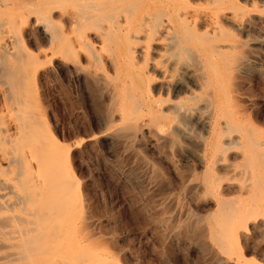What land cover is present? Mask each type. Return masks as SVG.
I'll return each mask as SVG.
<instances>
[{
	"label": "bare ground",
	"instance_id": "obj_1",
	"mask_svg": "<svg viewBox=\"0 0 264 264\" xmlns=\"http://www.w3.org/2000/svg\"><path fill=\"white\" fill-rule=\"evenodd\" d=\"M35 13L47 57L24 47L16 24L0 28V264H118L92 248L95 212L74 176L54 178L69 149L36 110L45 59H60L92 98L107 95L113 140L157 150L166 195L191 190L193 218L163 237L186 239L210 264H264V128L241 102L234 32L259 27L249 18L264 15V0H48Z\"/></svg>",
	"mask_w": 264,
	"mask_h": 264
},
{
	"label": "rangeland",
	"instance_id": "obj_2",
	"mask_svg": "<svg viewBox=\"0 0 264 264\" xmlns=\"http://www.w3.org/2000/svg\"><path fill=\"white\" fill-rule=\"evenodd\" d=\"M45 1L48 0H0V28L16 24L15 29L20 32L27 50L36 53L44 49L48 53L46 55L43 50L40 57L43 53L46 57L50 55L48 36L41 32L42 24L35 13L38 3ZM253 17L249 20L259 27L234 31L242 40L245 59L239 86L246 113L252 111L250 114L255 117V123L264 128V15ZM55 21L60 22L57 18ZM40 66L36 110L46 119L52 142L60 144L64 150L69 149L68 159H61V170L54 178L62 181L74 176L72 191L77 194L79 189L81 199L92 204L95 212L92 216L95 217H90L87 229L92 248L103 251L118 264H210L208 256L199 260L195 246L186 239L180 238L176 243L163 237L180 231L193 218L187 213L186 205L190 203L192 192L176 190L170 196L166 195V185L156 168V161L160 159L157 150L142 148L128 137L122 142L113 140L111 126L104 123L101 111L107 95L103 93L92 98L85 84L77 80L60 59H45ZM184 140L188 146L192 145L191 139ZM62 148L59 149L62 151ZM179 150L175 148V157L182 156L177 153ZM74 205L76 203L69 204L68 253L78 252L72 236V229H77L79 224V212ZM249 246L250 243L247 249Z\"/></svg>",
	"mask_w": 264,
	"mask_h": 264
}]
</instances>
